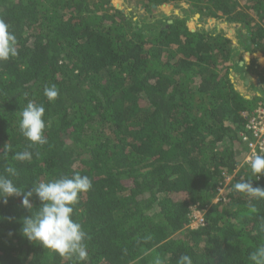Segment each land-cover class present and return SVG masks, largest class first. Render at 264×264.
<instances>
[{
	"label": "trees",
	"instance_id": "obj_1",
	"mask_svg": "<svg viewBox=\"0 0 264 264\" xmlns=\"http://www.w3.org/2000/svg\"><path fill=\"white\" fill-rule=\"evenodd\" d=\"M129 1L125 12L110 0H0L18 49L0 62V174L24 191L0 198V264H77L22 232L42 205L33 193L25 207L26 192L76 173L92 180L73 217L90 236L87 264H178L185 254L194 264H252L264 245V199L232 188L241 177L264 188L240 158V133L264 93L247 97L231 76L264 57V0ZM183 4L189 13H176ZM51 85L54 103L44 95ZM29 101L45 108L44 145L19 130ZM22 151L32 159L16 160ZM195 210L202 222L193 225Z\"/></svg>",
	"mask_w": 264,
	"mask_h": 264
},
{
	"label": "clouds",
	"instance_id": "obj_2",
	"mask_svg": "<svg viewBox=\"0 0 264 264\" xmlns=\"http://www.w3.org/2000/svg\"><path fill=\"white\" fill-rule=\"evenodd\" d=\"M18 55L17 37L10 29V25L0 19V62H5ZM44 95L49 103H54L59 96V90L55 85L46 86ZM45 108L43 105L29 101L20 113L19 130L31 145H44L48 143L45 130L48 127L44 119ZM12 151L11 145L6 144L3 149V156ZM14 158L18 161H30L32 153L29 151L16 152ZM251 172V177L260 179L264 176V154L253 153L244 162ZM5 172L15 177L17 171L9 166ZM92 187V180L88 176L79 173L71 177L64 175L47 182H38L31 191H27L23 204L27 208L32 205L29 197L35 193L42 202L41 207L31 217L25 218L22 229L23 235L29 240L38 242L45 249H51L61 258L76 260L77 264H87L89 253L86 240L90 236L83 230L82 225L73 217L75 206L79 203L82 194L87 193ZM235 192L245 194L255 199H264V188L253 187L250 179L245 182L241 177L232 185ZM24 191L18 187L12 179L0 174V198L20 195ZM255 212V206H251ZM199 212L194 211V214ZM196 225L197 223H192ZM252 264H264V245H260L249 254ZM156 264H162L157 258ZM178 264H194L190 255H181Z\"/></svg>",
	"mask_w": 264,
	"mask_h": 264
},
{
	"label": "crops",
	"instance_id": "obj_3",
	"mask_svg": "<svg viewBox=\"0 0 264 264\" xmlns=\"http://www.w3.org/2000/svg\"><path fill=\"white\" fill-rule=\"evenodd\" d=\"M194 16L196 18L198 14H195ZM222 28L226 32L227 37L232 39L233 45L237 46V52H239L240 57L243 58V61L247 62V65H249L250 59L252 57L251 54H249L248 52H243L242 48H240L241 45L238 43V38L236 35L237 25L230 22H226L224 24V27ZM255 62L256 65L251 66L250 68L252 69L251 73H249V68L247 67H244V71L238 69L237 71L233 70L231 72V76L233 77V80L235 82V87L238 89V91H240L247 97L253 93L258 95L260 94V92L264 93V60L257 58ZM239 63L241 65L243 64L242 61ZM258 68H262V70H259ZM248 88L251 90H249Z\"/></svg>",
	"mask_w": 264,
	"mask_h": 264
},
{
	"label": "built area",
	"instance_id": "obj_4",
	"mask_svg": "<svg viewBox=\"0 0 264 264\" xmlns=\"http://www.w3.org/2000/svg\"><path fill=\"white\" fill-rule=\"evenodd\" d=\"M244 130L240 133L241 141L246 148L241 152V163L253 153H264V104L259 105L253 113L246 118ZM218 193L223 188H218ZM202 222L201 212L194 214L193 223Z\"/></svg>",
	"mask_w": 264,
	"mask_h": 264
},
{
	"label": "rangeland",
	"instance_id": "obj_5",
	"mask_svg": "<svg viewBox=\"0 0 264 264\" xmlns=\"http://www.w3.org/2000/svg\"><path fill=\"white\" fill-rule=\"evenodd\" d=\"M110 3L115 7V6H118L119 8L123 9L125 12H128L130 11V9L133 7V4L129 1V0H110ZM173 9L175 11H177L176 13H179V14H184V13H189V9L188 8V4H183L180 6H172ZM171 8V7H170ZM140 11H143L142 8H139ZM144 12V11H143ZM147 14V13H146ZM147 15H150V14H147ZM198 17L195 18L194 15L191 16V18L189 19V23L190 24H194L197 20ZM196 20V21H195ZM242 48V51L243 52H246L245 48H243L242 46L240 47ZM252 51V50H251ZM259 59H263L264 60V57L260 56L258 57ZM259 70H262V68H258ZM242 71V69H241ZM249 73L252 72V69H248ZM262 74V72H261ZM255 76V75H254ZM254 79V78H253ZM249 89V88H248ZM251 90V89H249ZM236 148H239L238 145H235ZM241 158V156H240Z\"/></svg>",
	"mask_w": 264,
	"mask_h": 264
},
{
	"label": "water",
	"instance_id": "obj_6",
	"mask_svg": "<svg viewBox=\"0 0 264 264\" xmlns=\"http://www.w3.org/2000/svg\"><path fill=\"white\" fill-rule=\"evenodd\" d=\"M117 8H119L118 6H116ZM119 9H121V8H119Z\"/></svg>",
	"mask_w": 264,
	"mask_h": 264
}]
</instances>
